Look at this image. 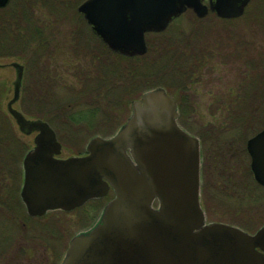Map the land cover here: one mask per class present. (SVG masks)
<instances>
[{"label": "rangeland", "instance_id": "rangeland-1", "mask_svg": "<svg viewBox=\"0 0 264 264\" xmlns=\"http://www.w3.org/2000/svg\"><path fill=\"white\" fill-rule=\"evenodd\" d=\"M84 1L31 0L34 19L47 29L48 45L37 53L13 47L5 52L12 54L9 58H2L0 49L3 124L15 125L6 112L13 96L15 70L9 66L13 62L24 67L20 100L13 107L28 119L42 120L53 129L61 145L57 156L61 159L87 155L86 146L92 138H111L125 124L131 116L133 101L162 88L175 100L178 126L201 141L199 168L200 158L205 164L210 163L208 171L214 172L220 171V167L230 170V160L244 165H232L239 168L240 177L236 176L231 183L222 174L210 172V178L208 172L203 177L199 205L202 203L206 210L204 225L224 224L255 234L264 226V187L246 175L249 160L244 149L245 141L264 128V9L263 13L262 8L257 10L264 0H250L243 16L235 19H219L215 14L197 18L192 11H186L161 33H146V53L133 57L103 47L77 11ZM167 53L171 54L172 64L167 57L164 59ZM146 63L152 64L147 69L149 73L142 67ZM178 64L184 74L175 71ZM41 75L44 81L40 86ZM183 75L191 76L185 79ZM34 80L37 91L32 97ZM235 110L262 111L263 122L257 125L250 119L253 129L246 127L226 134L230 126L227 115ZM229 134L239 141L243 136V141L233 144L239 150L237 155L232 146L225 149ZM19 138L23 157L33 145L32 139ZM104 197L88 202L79 213L92 209L97 202L104 204L112 193ZM152 206L157 208V201ZM41 228L46 243L55 252L62 247L59 228ZM77 229L80 228L71 221V236ZM49 230L53 239L45 236Z\"/></svg>", "mask_w": 264, "mask_h": 264}, {"label": "water", "instance_id": "water-1", "mask_svg": "<svg viewBox=\"0 0 264 264\" xmlns=\"http://www.w3.org/2000/svg\"><path fill=\"white\" fill-rule=\"evenodd\" d=\"M203 1L85 0L77 11L111 51L133 57L146 53V33H161L187 10L198 18L211 11L235 19L250 0ZM9 2L0 0V10ZM9 66L15 80L7 111L24 134L37 132L24 163L28 209H72L114 192L100 222L72 239L62 264H264V226L249 235L224 224L204 225L199 143L178 126L175 100L162 88L133 101L125 124L111 138H92L87 155L58 159L53 129L12 107L24 67ZM247 151L255 181L264 187V130L248 140Z\"/></svg>", "mask_w": 264, "mask_h": 264}, {"label": "flooded vegetation", "instance_id": "flooded-vegetation-1", "mask_svg": "<svg viewBox=\"0 0 264 264\" xmlns=\"http://www.w3.org/2000/svg\"><path fill=\"white\" fill-rule=\"evenodd\" d=\"M208 4H209L208 0L203 1V5L208 6ZM187 11H192V10H187ZM209 14H215V13L208 11L206 16H208ZM216 17L218 16L216 15ZM90 31H91V27H90ZM91 33L97 38V40L103 45L105 49L109 50L106 44H104L92 31ZM145 43H146V39H145ZM182 60L183 58L181 59V61ZM0 68H2V65H0ZM21 86H22V82H21ZM31 86L32 88L30 94L33 97L35 96V91H37V84L35 80L32 82ZM20 92H21V87H20ZM19 100H20V94L18 100L14 104L19 102ZM14 109L17 110L16 108ZM17 111L20 112L19 110ZM6 112L9 119L13 121L15 125L3 124L4 115H2V110L0 108V264H62L72 239L78 235L86 234L100 222L104 209L106 208L107 204L114 198V192L113 190L110 189L108 191V194L110 192L112 193V197L110 199H108L104 204H99L98 202L95 203L92 209L90 210L85 209L83 213H79V211L84 207L85 204H87L90 201L102 200L105 197L93 198L87 200L82 205L76 206L72 209L48 208L40 212V214H35L34 212H31L28 209L23 199V192L25 190V183H26L24 163L26 156L34 151V147H35L34 139L37 136V132L24 134L20 130V128L16 125L14 118L8 113L7 105H6ZM20 113L27 120H36V119H28L22 112ZM262 113H263L262 111H246V110L245 111L235 110L234 112H231L230 114L227 115V119L230 121V126L225 130L226 134L234 133L237 130H245L246 127L247 128L250 127V129H253L252 125L249 124L250 119H253L257 125L258 124L261 125V123L263 122L261 121ZM262 130H264V128L261 129L259 132H261ZM259 132H257L255 135H257ZM255 135L251 136L245 141V149H244V153H246L249 160V169L247 170L246 175L248 177L251 176L254 180L255 178L250 165L251 158L247 151V142ZM19 136L32 139L31 143L33 144L31 145L30 149L24 154L23 157H20L21 149L18 145H20V143L22 144V142ZM238 139L239 138H237L236 136L229 134L228 141L225 144L227 147L225 149L230 150L232 146L234 148L233 151L235 155H237L239 150L235 146H233V144L236 145L238 142L243 141V136L241 135L240 138L241 141H239ZM198 143H199V150L201 155V141L198 140ZM57 158L61 159L59 157ZM229 162L231 165L230 170H228L229 167H224L223 169L222 167H220V171L214 172V171H208L211 169L210 163L205 164L202 158H200V168H199L200 202H202V197H203V187H204L203 177L205 175L207 176L208 172L210 178H212L211 173L215 175L216 173L217 175L222 174L226 182L228 181L230 183L236 176L240 175L237 174V170L239 168L237 167L235 169L232 167V165L233 164L235 165L237 164L238 166L240 165L244 166V165H242L240 161L236 163L235 161L230 160ZM242 177H244V175ZM200 205L204 215L206 216V210L204 208V205H202V203H200ZM71 221L73 222V224H75L77 228H80L77 229V233L73 236H71V232H70ZM44 225H49V227H52L54 225V227L59 228L61 230L63 243H62V247L60 246V248H58L56 252L55 249L52 247V245L46 243L43 235L41 234V229H42L41 227H43ZM45 236L49 239L54 238L50 230L45 233ZM59 249H62L60 253H59Z\"/></svg>", "mask_w": 264, "mask_h": 264}, {"label": "trees", "instance_id": "trees-1", "mask_svg": "<svg viewBox=\"0 0 264 264\" xmlns=\"http://www.w3.org/2000/svg\"><path fill=\"white\" fill-rule=\"evenodd\" d=\"M258 4H261L260 2ZM10 7H6L0 10V45L2 49V58L12 57V54L5 53L13 47H20L21 50L32 49L35 53L41 48L47 47V29L44 28L41 22H37L32 14L31 0H13L10 2ZM51 6V5H49ZM257 6V5H255ZM262 13L264 9V3L257 7ZM2 13V14H1ZM255 13V11H254ZM261 13V12H260ZM47 33V34H46ZM161 44V43H160ZM25 52V51H24ZM34 53V54H35ZM1 56V55H0ZM168 58L170 63H173L171 54L164 55V59ZM140 59V58H135ZM152 64H142L143 69L147 71L151 68ZM175 69V68H174ZM178 70L182 74V67L178 64L175 71ZM148 72V71H147ZM196 72V71H195ZM149 73V72H148ZM196 73H194L193 77ZM176 76V75H175ZM191 75H183L185 79H189ZM192 77V78H193ZM44 75L40 76V86L43 85ZM179 81V80H176ZM42 99V98H41ZM43 100V99H42Z\"/></svg>", "mask_w": 264, "mask_h": 264}]
</instances>
